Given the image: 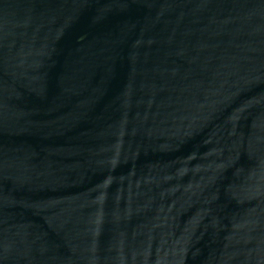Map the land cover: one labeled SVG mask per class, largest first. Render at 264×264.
<instances>
[{
    "label": "water",
    "instance_id": "1",
    "mask_svg": "<svg viewBox=\"0 0 264 264\" xmlns=\"http://www.w3.org/2000/svg\"><path fill=\"white\" fill-rule=\"evenodd\" d=\"M0 264H264V0H0Z\"/></svg>",
    "mask_w": 264,
    "mask_h": 264
}]
</instances>
